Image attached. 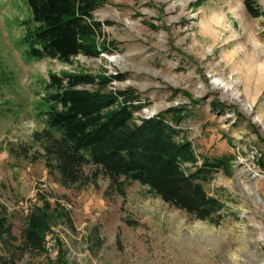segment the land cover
<instances>
[{"label":"rangeland","instance_id":"374dc122","mask_svg":"<svg viewBox=\"0 0 264 264\" xmlns=\"http://www.w3.org/2000/svg\"><path fill=\"white\" fill-rule=\"evenodd\" d=\"M249 2L256 16L244 0H103L93 17L110 52L64 63L25 62L20 21L30 12L23 0H0V66L13 77L0 88L1 255L14 264H264V0ZM48 72L120 73L101 90L137 94L135 122L182 109L176 127L195 163L229 157L227 170L201 182L216 213L194 218L88 163L62 184L32 138L43 125L35 114ZM250 146L262 175L248 170ZM34 209L44 218L42 248L23 238Z\"/></svg>","mask_w":264,"mask_h":264},{"label":"trees","instance_id":"16d2710c","mask_svg":"<svg viewBox=\"0 0 264 264\" xmlns=\"http://www.w3.org/2000/svg\"><path fill=\"white\" fill-rule=\"evenodd\" d=\"M23 1L30 12L28 19L20 21L25 62L54 58L67 63L77 54L94 57L110 52L101 42L102 23L93 17L103 0ZM244 4L249 14H258L249 0ZM12 79L11 72L0 66V88ZM121 79L120 73H47L41 108L35 114L43 125L32 133L46 163L62 184L76 182L81 167L88 163L112 181L122 177L145 185L162 201L194 218H211L219 205L201 182L218 168L227 170L229 157L202 158L195 163L197 155L176 127L183 118L182 109L167 108L135 122L133 113L143 106L137 94L128 89L101 90L106 83ZM185 163L193 169L183 171ZM259 165L263 167V162ZM37 210L28 215L23 238L31 247L42 248L44 218ZM0 264L14 261L0 254Z\"/></svg>","mask_w":264,"mask_h":264},{"label":"built area","instance_id":"2783aa9c","mask_svg":"<svg viewBox=\"0 0 264 264\" xmlns=\"http://www.w3.org/2000/svg\"><path fill=\"white\" fill-rule=\"evenodd\" d=\"M260 152L256 147L250 146L245 154V160L248 162V170L251 172V175L258 176L262 175V168L258 164V159L260 158ZM53 239H49L44 243V247L50 248L53 245Z\"/></svg>","mask_w":264,"mask_h":264},{"label":"water","instance_id":"95a60500","mask_svg":"<svg viewBox=\"0 0 264 264\" xmlns=\"http://www.w3.org/2000/svg\"><path fill=\"white\" fill-rule=\"evenodd\" d=\"M150 116H151V115H149V116H147V117H150ZM147 117H146V118H147Z\"/></svg>","mask_w":264,"mask_h":264}]
</instances>
